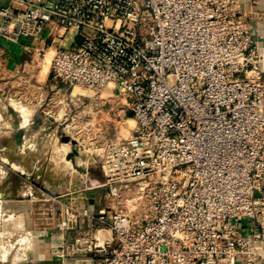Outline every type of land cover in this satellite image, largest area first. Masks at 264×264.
<instances>
[{"label":"built area","instance_id":"2783aa9c","mask_svg":"<svg viewBox=\"0 0 264 264\" xmlns=\"http://www.w3.org/2000/svg\"><path fill=\"white\" fill-rule=\"evenodd\" d=\"M14 2L0 7L1 40L45 32L57 44L66 32L77 40L58 44L50 64L52 80L70 90L67 105H82L66 114L68 128L90 133L91 120L108 114L106 97L120 98L134 121L125 137L100 126L104 134L88 137L87 149L66 137L76 155L90 156L80 155L81 188L68 197L45 192L61 264L264 258V48L253 33L264 10L257 2ZM93 164L99 177L88 170ZM25 234L29 246L11 264L32 248V232Z\"/></svg>","mask_w":264,"mask_h":264},{"label":"rangeland","instance_id":"374dc122","mask_svg":"<svg viewBox=\"0 0 264 264\" xmlns=\"http://www.w3.org/2000/svg\"><path fill=\"white\" fill-rule=\"evenodd\" d=\"M54 44L57 46V43L48 40L47 46L36 54L29 67L31 72L26 73L23 82L22 72L15 77H6L0 71V264L13 263L14 257H18L22 252L19 248L27 249L30 243L29 236L25 234L29 230L22 226V215L14 213L16 211L12 212L13 202L20 201L22 204V198H32L34 207H42L44 217L47 207L50 206V198L42 188L17 170L23 169L34 182L68 197L67 193L83 186L81 174L82 170L86 169V164L80 155L85 159L90 155L85 151L80 155L74 154L72 149H69L70 144H65L61 136L77 140L87 149L90 143L87 141L88 137L98 138L104 134L100 126L106 128L108 136L117 133L125 137L130 134L134 125L128 120L129 113L121 111V99L106 97L104 102L107 104L108 114L105 117L97 115L91 120L90 133L82 131L77 134L75 129L66 126L69 123V119H66L68 111L70 115L75 114L82 105L80 102L79 106L78 103L75 106L72 103L67 105L64 97L70 90H65L62 84L55 83L51 78L50 64L55 49L48 48V45L50 47ZM7 79L15 82H7ZM36 87L40 90L34 93ZM84 93L87 97L91 95L88 91ZM87 100L91 99L84 100V104ZM33 104L38 105V112L44 110L48 114L45 116H52V120L46 123L47 120L43 119L44 122L38 126L34 122L32 128L28 129L29 134L22 136V123L28 120L24 121L23 111H27ZM40 114V118L44 116V113ZM25 137L29 138L28 145H22ZM3 159H7L16 169L8 166ZM88 170L92 175L99 173L97 164L89 165ZM39 196L47 201H38Z\"/></svg>","mask_w":264,"mask_h":264},{"label":"crops","instance_id":"0c3cea01","mask_svg":"<svg viewBox=\"0 0 264 264\" xmlns=\"http://www.w3.org/2000/svg\"><path fill=\"white\" fill-rule=\"evenodd\" d=\"M242 4L248 5L250 2H257L256 8L259 10H264V0H240ZM14 0H0V7L7 6L9 4H14ZM254 39L258 45L264 48V21L258 24L254 28ZM51 40L53 43L55 40L49 38L47 33H43L38 38H29V39H21L18 43H9L0 39V71L3 76L6 77H15L16 74L22 72V82L23 78H26V73L31 72V62L35 59L36 54L43 50L45 46H47V41ZM77 40L74 38L71 32H66L63 39L60 41V46L69 47L73 42ZM57 44V45H58ZM57 46L54 44L48 48H56ZM31 76V75H30ZM11 81L12 83L15 80L7 79V82ZM35 84V83H34ZM39 87L34 88V93L39 92ZM37 99V96L36 98ZM31 101V100H30ZM37 105V104H36ZM35 104L29 106L28 110L31 111L29 114L28 120L25 123H22V136L25 134L28 135V131L32 128V124L35 122L37 126L42 124L46 119V123H50L52 120V116L48 115L44 110H40L38 112V105ZM40 113H44V116L40 118ZM49 117V119H48ZM51 118V119H50ZM50 120V121H49ZM29 129V130H28ZM40 129H43L40 127ZM29 138L24 139L22 145H28ZM23 168V166H22ZM22 171H24L22 169ZM72 173V172H71ZM31 174V173H30ZM94 177H99L100 174H93ZM32 181H35L32 179ZM31 181V182H32ZM34 183V182H33ZM38 183V182H35ZM43 190V192L49 191L50 193H55L57 191L52 192L44 185L38 183ZM39 187V186H38ZM40 188V187H39ZM64 188V187H63ZM60 193V192H58ZM37 198H40L37 197ZM13 210L12 212L18 213L22 215V226L25 229H28L32 232V248L27 252V258L25 260H21L19 264H61L60 259L52 254V248L57 246L61 239L54 232L48 224L47 216L44 215V211H41L42 207L33 206L32 198H22V204L20 201L13 202ZM50 205V204H49ZM11 211V210H10ZM81 225H85L84 220H81ZM249 224L248 221H243L242 233L244 235L249 234ZM3 264V263H2ZM9 264V263H8ZM11 264V263H10ZM235 264H244L241 259H238ZM255 264H264V258L258 259Z\"/></svg>","mask_w":264,"mask_h":264},{"label":"water","instance_id":"95a60500","mask_svg":"<svg viewBox=\"0 0 264 264\" xmlns=\"http://www.w3.org/2000/svg\"><path fill=\"white\" fill-rule=\"evenodd\" d=\"M130 116H131V114H130ZM63 140H64V142H67V141H68V138L64 137ZM72 152H73L74 154H76V151H75L74 148H72ZM3 162H5L8 166L12 167L13 169H16V168H14L15 166H14L13 164H9V162H8L7 159H3ZM17 171H18L19 173H21L22 176H24L26 179H29V180L32 181L31 176H30L29 174L27 175V174L24 173V171H21V170H17ZM32 182H34V181H32ZM34 184H36L37 186H40L38 183H35V182H34ZM40 187H41V186H40ZM41 188H42V187H41ZM47 192H49V191H47ZM49 193H50V192H49Z\"/></svg>","mask_w":264,"mask_h":264},{"label":"bare ground","instance_id":"6f19581e","mask_svg":"<svg viewBox=\"0 0 264 264\" xmlns=\"http://www.w3.org/2000/svg\"><path fill=\"white\" fill-rule=\"evenodd\" d=\"M45 70H46V68H45ZM23 107V106H22ZM24 110V109H23ZM31 113V111H23V118H24V121H26L27 119H28V117H29V114ZM129 122L131 123V124H133L134 123V121H133V119H130L129 120ZM67 146V145H66ZM66 146H64V147H66ZM68 147V146H67ZM63 149V148H62ZM66 152V151H65ZM66 154H67V152H66ZM4 256V255H3Z\"/></svg>","mask_w":264,"mask_h":264}]
</instances>
